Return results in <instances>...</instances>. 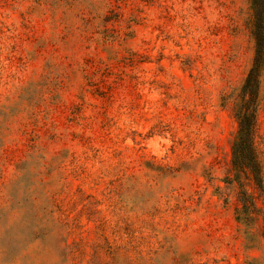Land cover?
<instances>
[{
    "label": "rangeland",
    "instance_id": "rangeland-1",
    "mask_svg": "<svg viewBox=\"0 0 264 264\" xmlns=\"http://www.w3.org/2000/svg\"><path fill=\"white\" fill-rule=\"evenodd\" d=\"M250 0H0V264H264L230 152ZM257 154L264 178V74Z\"/></svg>",
    "mask_w": 264,
    "mask_h": 264
},
{
    "label": "trees",
    "instance_id": "trees-1",
    "mask_svg": "<svg viewBox=\"0 0 264 264\" xmlns=\"http://www.w3.org/2000/svg\"><path fill=\"white\" fill-rule=\"evenodd\" d=\"M250 2L254 58L234 111L237 130L231 145L229 170L231 184H235L239 191L237 220L245 225L250 224L254 213L260 210L259 201L264 205V178L256 149L264 74V0Z\"/></svg>",
    "mask_w": 264,
    "mask_h": 264
}]
</instances>
